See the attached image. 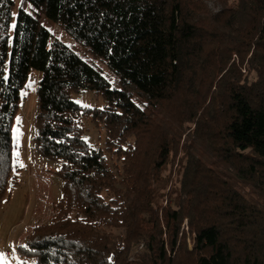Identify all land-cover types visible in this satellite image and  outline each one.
Here are the masks:
<instances>
[{
	"label": "trees",
	"instance_id": "1",
	"mask_svg": "<svg viewBox=\"0 0 264 264\" xmlns=\"http://www.w3.org/2000/svg\"><path fill=\"white\" fill-rule=\"evenodd\" d=\"M26 1L13 28L15 0H0V205L32 70L34 146L60 161L62 196L20 252L34 264H264V0H214V12L203 0ZM82 90L105 103L78 104ZM82 116L103 128V148Z\"/></svg>",
	"mask_w": 264,
	"mask_h": 264
},
{
	"label": "rangeland",
	"instance_id": "2",
	"mask_svg": "<svg viewBox=\"0 0 264 264\" xmlns=\"http://www.w3.org/2000/svg\"><path fill=\"white\" fill-rule=\"evenodd\" d=\"M203 2L213 12L221 8L219 2L214 0H203ZM20 5L28 11L31 10L26 0H15L12 24ZM51 32L54 37L66 41L75 51L96 64L111 81L112 86L119 87L116 76L100 58L94 56L84 46L71 40L58 25H54ZM237 59V56L233 54L232 60L238 62ZM241 70L245 73L244 65ZM254 77V73L248 75L249 80ZM38 79L39 73L32 70L25 88L21 91L20 108L12 126L13 156L16 168L8 187L7 197L0 205V264H34V259L23 255L18 247L25 244L34 227L45 225L51 221L54 216L53 205L62 196V180L57 174L60 161L42 156L34 146L33 139L36 135L34 117ZM70 97L85 107H101L105 103L103 97L93 90L71 92ZM80 123L84 129V139L94 148H103L105 138L103 128L94 125L89 116H82ZM106 158L111 169L117 172L118 178H120L122 172L121 159L109 153H106ZM119 185L117 183V186ZM182 227L187 229L185 221ZM106 231L113 235H122L124 232L122 228H109ZM187 244L190 248L189 238ZM141 247V244L134 245L131 248L130 257H136L141 251Z\"/></svg>",
	"mask_w": 264,
	"mask_h": 264
},
{
	"label": "snow or ice",
	"instance_id": "3",
	"mask_svg": "<svg viewBox=\"0 0 264 264\" xmlns=\"http://www.w3.org/2000/svg\"><path fill=\"white\" fill-rule=\"evenodd\" d=\"M12 27H13V28H15V27H16V25H15V24H13V25H12ZM17 119L19 120V118H17Z\"/></svg>",
	"mask_w": 264,
	"mask_h": 264
}]
</instances>
